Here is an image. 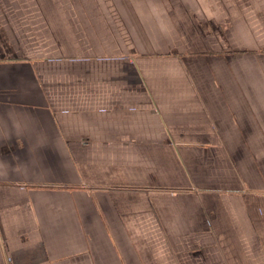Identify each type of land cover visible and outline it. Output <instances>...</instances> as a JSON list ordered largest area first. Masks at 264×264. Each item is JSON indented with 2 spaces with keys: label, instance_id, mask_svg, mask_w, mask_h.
Segmentation results:
<instances>
[{
  "label": "crops",
  "instance_id": "obj_1",
  "mask_svg": "<svg viewBox=\"0 0 264 264\" xmlns=\"http://www.w3.org/2000/svg\"><path fill=\"white\" fill-rule=\"evenodd\" d=\"M0 264H264V0H0Z\"/></svg>",
  "mask_w": 264,
  "mask_h": 264
},
{
  "label": "rangeland",
  "instance_id": "obj_2",
  "mask_svg": "<svg viewBox=\"0 0 264 264\" xmlns=\"http://www.w3.org/2000/svg\"><path fill=\"white\" fill-rule=\"evenodd\" d=\"M60 24H62V25H66L67 23H60ZM65 30H66V28H65ZM65 30H64V31H65Z\"/></svg>",
  "mask_w": 264,
  "mask_h": 264
}]
</instances>
